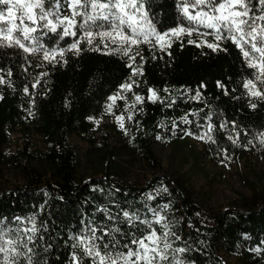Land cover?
Returning <instances> with one entry per match:
<instances>
[{"label": "trees", "instance_id": "1", "mask_svg": "<svg viewBox=\"0 0 264 264\" xmlns=\"http://www.w3.org/2000/svg\"><path fill=\"white\" fill-rule=\"evenodd\" d=\"M179 2L145 0L157 31L186 25ZM37 35L49 50L67 49L74 42L46 30ZM189 39L213 42L211 35L173 38L164 52L142 44L143 75L135 77L128 57L94 51L86 43L80 44L78 54L65 51L66 63H49L40 54L28 55L17 48L0 49L4 70L0 74L12 71L11 77L5 75L11 83L0 85V171L13 166L23 181L0 188V220L6 228L16 227L19 217L25 222L22 227H31L29 218L35 217L39 231L35 245H29L35 248L34 264H73V253L83 256L73 247L74 238L87 235L92 227H119L123 235L117 233L116 238L124 243L132 233L147 229L138 221L129 225L123 212L154 220L151 209L164 215V223L179 237L170 238L173 247L188 249L179 254L185 264H264V190L253 189L236 205L206 219L180 176L162 174L145 185L124 180L118 156L106 160L111 163L103 171L83 178L77 173V155L68 140L91 134L93 120L107 113L109 97L117 94L124 97L117 100L115 112L125 116L131 154L153 173H164L155 150L159 143L192 136L205 149L221 154L234 148L229 137L236 139L237 133L238 144L248 146L264 133V100L250 97L243 87L254 79L255 70L239 49L223 41L220 46L225 50L213 51L189 44ZM132 80L136 81L132 91L121 92V85ZM149 89L156 90L160 100L149 99ZM135 95L144 102H136ZM129 114L132 120L127 119ZM205 133L212 140L198 138ZM14 134H20L23 148L9 154ZM35 136L42 141L41 149L34 147ZM153 226L160 231L159 225ZM84 264H89L87 258Z\"/></svg>", "mask_w": 264, "mask_h": 264}, {"label": "snow or ice", "instance_id": "2", "mask_svg": "<svg viewBox=\"0 0 264 264\" xmlns=\"http://www.w3.org/2000/svg\"><path fill=\"white\" fill-rule=\"evenodd\" d=\"M0 5L4 6L0 8V49L17 48L28 55L40 54L49 63H66L65 51L78 54L81 51L80 44L86 43L94 51L103 49L105 54L128 57L130 63L127 66L132 69L131 77L143 75L142 44L164 52L171 48L173 38L180 40L183 36L191 37L194 34L198 37L211 35L213 42L202 40L198 43L197 40L189 39L188 43L196 47L203 44L213 51H223L225 49L221 48V42L230 41L239 49L247 66L255 70L254 79L247 80L243 87L250 97L264 100V0H256L255 5L253 0H180L177 6L186 25L165 32L157 31L145 0H0ZM45 30L58 34L61 39L71 37L74 42L67 49L49 50L40 43L37 35L44 34ZM138 56L141 64L136 65ZM0 73H4V70L0 69ZM5 75L11 77L12 71L9 69L5 74H0V85L11 83L5 79ZM135 84V80L124 83L121 92L132 91ZM36 86L33 84L34 88ZM24 91L27 93L28 89ZM149 92V99L153 102L160 100L156 90L149 89ZM196 96L199 97V92ZM109 99L111 103L108 111L111 113L117 100L124 97L117 94ZM135 101L143 103L144 97L135 95ZM251 106L256 107L255 104ZM129 107L134 108L135 105ZM116 119L120 129L127 134L125 116L117 115ZM127 119L132 120V115L129 114ZM211 130L209 126V132ZM261 136L264 137V133ZM198 138L212 140L207 133ZM229 139L237 144L239 133L236 139ZM259 143L264 146V138ZM163 190L167 191V188ZM167 207L164 205L165 210ZM150 211L154 220H141L135 214L123 212L129 225L138 221L147 229L140 235L132 233L131 239L124 243L116 238L117 233L123 235L119 227H92L87 235L75 237L77 242L73 247L79 248L83 256L73 253V264H84L85 258L89 264H185L179 254L188 249L174 248L170 238L175 233L164 223L167 218L155 209ZM108 218L114 219L111 216ZM29 221L31 227H22L25 222L17 217V226L6 228L3 220H0V264H21V260L26 261V264H34L35 248L29 245H35L34 238L39 230L35 217H30ZM154 224L159 225L160 231ZM105 237H109V240L105 241ZM175 238L179 239L178 236ZM254 251L260 252L261 249L256 248Z\"/></svg>", "mask_w": 264, "mask_h": 264}, {"label": "rangeland", "instance_id": "3", "mask_svg": "<svg viewBox=\"0 0 264 264\" xmlns=\"http://www.w3.org/2000/svg\"><path fill=\"white\" fill-rule=\"evenodd\" d=\"M111 113L93 120L91 134L72 136L68 141L77 155L76 169L83 178L103 171L106 160L120 157L125 171L123 179L145 185L162 174L180 176L206 219L216 213L234 206L241 196H250L253 189L264 190V146L257 135L251 146L234 144V148L217 154L205 149L197 139L188 136L177 143H159L155 150L164 173H153L151 169L138 162L131 154L132 147L125 131L116 119L115 109ZM114 113V114H112ZM20 134L12 136L13 145L7 153L13 154L23 148ZM34 147L42 148L39 137L34 138ZM19 172L8 166L0 171V188H12L22 184ZM230 261L234 258L226 256Z\"/></svg>", "mask_w": 264, "mask_h": 264}]
</instances>
